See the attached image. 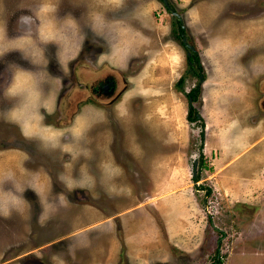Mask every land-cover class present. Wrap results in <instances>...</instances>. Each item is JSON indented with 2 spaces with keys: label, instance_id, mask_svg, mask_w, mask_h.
I'll list each match as a JSON object with an SVG mask.
<instances>
[{
  "label": "crops",
  "instance_id": "1",
  "mask_svg": "<svg viewBox=\"0 0 264 264\" xmlns=\"http://www.w3.org/2000/svg\"><path fill=\"white\" fill-rule=\"evenodd\" d=\"M54 1L45 0V10L53 8ZM159 1H86L95 8V58L100 61L95 64L119 74L122 85L102 106L95 105L99 113L95 119L87 118L78 129L70 130L82 121L74 117L80 108L68 125L53 127L44 120L55 104L61 106V92L52 81L62 79L52 69L55 75L51 76L39 41L40 45L56 42L54 55L60 62L67 56L77 57L82 51H76L78 45L84 40L77 21L47 15L37 34L8 36L5 4L0 0V54L5 46L23 48L37 65L11 63L6 71L5 66L0 70V120L14 125L17 137L36 138L40 143L37 158L32 154V167L26 163L29 151L24 147H0V214H21L20 203L25 199L20 189L31 185L36 190L43 186V192H36L44 202L39 216L48 217L42 215L47 200L51 202L44 186L51 176L34 168L44 164L53 150L71 154L73 159L64 165L72 168L77 161L78 169L65 172L58 180L77 188L93 183L95 200H107L95 207L82 205L92 216L77 241L87 240L88 229L95 231V264L168 263L191 256L212 227V212L205 208L210 195L227 202L226 207L230 202L264 206V0H174L205 73V111H198L203 118L204 173L198 180L194 179L197 151L191 145L188 106L180 111L181 95L188 90L185 85L184 89L175 86L188 66L187 52L183 53L175 35V39L165 37L170 19L165 23L155 20ZM232 74L239 77L237 84L229 85L238 88L235 95L228 88ZM209 80L215 83L208 89ZM217 81L225 84L227 92L216 90ZM233 101L237 107L221 108ZM213 104L220 108L209 115ZM88 123L95 127L91 134L62 136L67 126L69 132L79 133ZM244 152L249 153L240 160ZM84 166L93 168L95 176ZM196 183L211 188L209 195L204 193L205 204L199 197L204 188ZM56 197L61 203L66 200L62 192Z\"/></svg>",
  "mask_w": 264,
  "mask_h": 264
},
{
  "label": "rangeland",
  "instance_id": "2",
  "mask_svg": "<svg viewBox=\"0 0 264 264\" xmlns=\"http://www.w3.org/2000/svg\"><path fill=\"white\" fill-rule=\"evenodd\" d=\"M86 1L91 3V0H55L53 8L45 10V0H7V3L4 0L5 5L3 7H5V12L3 21L6 22L5 35L30 34L32 36V34H37L39 23H42L47 15L57 18L66 17L69 22L72 20L77 21L78 28L83 33L84 40L79 43L76 50L81 49L80 54L77 57L76 55L67 56L61 62L54 55L57 46L56 42L48 41L40 45L39 41V47L42 48L45 55L43 60L47 57L48 67L50 70L56 71L55 73L60 75L58 77L63 81L60 80L59 82L57 79L52 81V85L57 88L58 94L61 92L59 101L61 106H56L55 104L52 111L44 115V120L50 122L53 127L68 125L75 111L80 108L74 117L77 116L82 121L78 122L79 126L70 128V130L78 129L87 122V118L91 120L95 119L96 115H99L95 105L102 106V101H105L100 98L95 99V95L89 89L92 82L104 76L107 66H97L95 64L100 62L99 57L95 58V49H97V45H95L97 43L95 41V8L93 9V5L88 4ZM159 2L158 7L154 9L153 16L155 20L162 23L170 19L171 26L165 37L170 36L175 39L173 30L176 28V17L162 0ZM169 3L172 4L174 10L180 12L177 1L169 0ZM91 24H94V26L91 27ZM184 28L187 41L195 45L193 38L187 36L186 27ZM176 39L180 42L183 53L187 52L189 48H186L179 38ZM4 49L0 54V70L5 66L6 71V66L7 68L9 64L12 66L11 63H20V65L30 68L37 66L31 63L30 55L27 51L22 50L23 48L16 49V47L8 48L5 46ZM196 50L198 49L196 48ZM6 61L8 63L4 64ZM57 64L59 66L58 69H56ZM52 70L51 76L55 75ZM183 73V85H185L186 90H189L197 82L198 76L193 70L188 69V66ZM232 77L233 82L228 83V88H230L229 92L235 95L238 92V88L229 85L231 83L233 85L237 84L239 77L236 74H232ZM173 81L174 79H171L169 83L172 84ZM203 81H201V90L197 99L189 101L188 95L183 92V95H181L183 98L181 112L185 108L187 109V106L191 103L200 114H203L205 111L204 100L202 99ZM86 83H89V86H86ZM211 83L215 82L207 81L208 89ZM218 85L220 86L216 89L217 91L227 92L223 82L217 81L216 87ZM175 86L178 88L177 85ZM65 100L69 101L67 106H63ZM85 103L90 106L84 107ZM237 105V102L233 101L221 106V108H234ZM217 107L220 108L219 105L213 104L210 108L211 112H208L209 115ZM262 108H264V105L261 106ZM105 109L103 108V111ZM189 121L190 126H192L190 128L191 145L197 151L195 171L198 176H201L204 173L203 165H199L198 159L202 141L200 136L201 122L198 119ZM67 128L68 126L62 130L63 137H66L68 133L70 135L81 133L87 135V133L91 134L92 130H95V127H91L89 123L84 128H81L79 133L69 132ZM141 131L144 133L143 130ZM65 133L66 136H64ZM2 144H10L13 147H24L27 149L29 155L26 156V163L31 167L33 158H37L38 155V153L35 154L36 148L40 147L39 139L17 137L14 125L12 128L3 119L0 120V147H3ZM154 144L159 145L156 142ZM248 153L240 154V160L242 155L246 156ZM32 154H35L33 158ZM70 157L72 155L67 152L62 154L53 150L51 154L47 153L44 164L37 165L38 167L34 168L43 169L51 176L49 185L44 186V191L49 192L51 196V202L47 200L45 212L42 215L48 214V217L39 216L42 209L40 204L43 205L44 202L39 201L36 192H43V186H38L36 190L31 185L26 186L25 189H20L21 195L25 199L24 204L20 203L22 210H24L21 214H15L14 212L3 216L0 214V264H95V233H93L95 231L88 229L86 232H89L86 236L87 240L83 243L77 241V236L83 234V227L86 223H90L92 216L87 209H82V205L86 203L91 207H95V203H107V200L100 197H97L100 202L95 200V184L93 183L87 188H77L72 184H65L58 180L65 172L69 173V171L78 169L75 167L77 161H73L72 168H66L64 161H71L73 158ZM87 164H89V161ZM84 167L89 174L95 176L93 168ZM9 185L10 182L7 186ZM196 186H198L197 183ZM49 187L50 189H48ZM60 192L65 194L66 200L64 203H61L63 201L56 197ZM200 192L201 202L205 204L203 201L204 189L200 190ZM208 198L205 208L212 212V222H209L212 227L207 229L209 232H207L201 248L196 250L191 256L186 255L175 258L174 262H156L153 264H264V206L260 205V203L249 206L243 203L233 204L230 202V205L226 207L225 204L227 202L218 201L219 199L216 198V195H210ZM80 210L84 211L80 212ZM217 250L218 252H216ZM216 257L220 259V263H217Z\"/></svg>",
  "mask_w": 264,
  "mask_h": 264
},
{
  "label": "trees",
  "instance_id": "3",
  "mask_svg": "<svg viewBox=\"0 0 264 264\" xmlns=\"http://www.w3.org/2000/svg\"><path fill=\"white\" fill-rule=\"evenodd\" d=\"M170 11L174 10V7L172 6V4L169 5V7H167ZM176 17V28L175 30H173V33L175 34V36L177 38L180 39L181 43L183 45H185L182 41V35L184 34L185 32V28L184 26H182V21L177 17ZM186 46V45H185ZM186 48H188L186 46ZM187 61H188V69H191L193 70L196 75L198 76V80L197 82L195 83V85H193L187 92L186 94L188 96H191L192 97V100H195L197 99L199 93H200V90H201V81L202 79L204 78L205 76V73H204V67H203V64L201 62V59H200V55L198 53V50L194 49V50H191V53L190 54H187ZM183 82H184V76L181 75L176 84L179 88L181 89H184L183 88ZM187 118L189 120H200L201 122V130H200V136H201V139L203 138V118L199 115L198 113V110L197 108L193 105V104H189L188 105V109H187ZM202 147V142L200 144V149ZM201 157H202V153H201V150H200V154H199V162H200V166L201 165H204L202 160H201ZM194 179L195 180H198L199 179V176H198V173L194 176ZM197 187H202L204 188V193H205V196L206 195H209L211 193V188L210 187H207V186H204L202 184H198ZM218 252V250L216 251ZM216 260H217V263H220V259L218 257H216Z\"/></svg>",
  "mask_w": 264,
  "mask_h": 264
},
{
  "label": "flooded vegetation",
  "instance_id": "4",
  "mask_svg": "<svg viewBox=\"0 0 264 264\" xmlns=\"http://www.w3.org/2000/svg\"><path fill=\"white\" fill-rule=\"evenodd\" d=\"M104 76L92 82L89 86V83H86V86H89L90 91L95 95V99L100 98L101 100H107L113 97L120 89L121 82L119 76L112 71L106 69ZM69 104L68 100L63 102V106Z\"/></svg>",
  "mask_w": 264,
  "mask_h": 264
},
{
  "label": "water",
  "instance_id": "5",
  "mask_svg": "<svg viewBox=\"0 0 264 264\" xmlns=\"http://www.w3.org/2000/svg\"><path fill=\"white\" fill-rule=\"evenodd\" d=\"M162 1H163V3L165 4L166 7H169V5H170L169 0H162ZM171 12L181 20V14H180L179 11L172 10ZM182 41L189 48V50H187V54H190L191 50L195 49V46L187 41V38H186L185 34L182 35ZM189 100L190 101L192 100L191 96H189Z\"/></svg>",
  "mask_w": 264,
  "mask_h": 264
}]
</instances>
